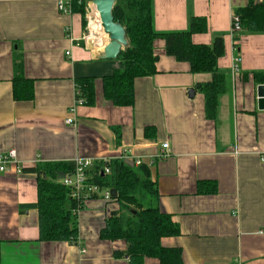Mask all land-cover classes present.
Segmentation results:
<instances>
[{
  "label": "crops",
  "instance_id": "obj_1",
  "mask_svg": "<svg viewBox=\"0 0 264 264\" xmlns=\"http://www.w3.org/2000/svg\"><path fill=\"white\" fill-rule=\"evenodd\" d=\"M250 2L152 0L156 32L185 31L196 17L207 29L192 35L193 44L210 46L215 36L223 38L217 69L226 87L211 121L195 90L211 76L193 74L188 63L167 56L162 40L154 42L156 74L134 81L131 107H116L104 99L100 79L119 63L83 47L79 13L59 14L58 0H0V154L15 151L23 169L0 174V264H127L118 256L126 249L123 241L99 239L118 209L114 201L85 203L77 215L76 245L38 242V213L27 208L37 201V178L26 169L122 156L127 167L139 158L147 168L159 208L178 230L161 245L179 248L183 264H264V104L252 77L264 72V34L243 33L235 42L231 33L232 15ZM17 55L24 77L34 82L29 102L12 97ZM86 77L94 78V105L70 113L74 80ZM68 118L73 124L65 123ZM113 128L120 130L117 142ZM164 143L168 157L156 161ZM200 181L214 182L216 192L199 195Z\"/></svg>",
  "mask_w": 264,
  "mask_h": 264
},
{
  "label": "trees",
  "instance_id": "obj_2",
  "mask_svg": "<svg viewBox=\"0 0 264 264\" xmlns=\"http://www.w3.org/2000/svg\"><path fill=\"white\" fill-rule=\"evenodd\" d=\"M92 0H75L71 12L82 16L85 28V8ZM112 16L125 31L127 45L116 61L119 68L110 75L102 77V93L106 101L116 107H131L134 103V81L156 74L155 40L164 42L165 54L178 62L188 63L193 74H209L211 81L195 86L204 98V113L207 120L216 118L217 99L225 91L226 79L217 69V60L224 53L222 36H215L210 46L196 45L191 41L194 34L206 32V22L202 18L191 17L188 28L180 32L159 33L153 27L152 0H113ZM242 31L233 40L238 41L241 34H264V2L252 1L243 9L237 10ZM12 78V97L14 101H32L34 82L23 75L21 57L14 59ZM256 85H264V72L252 74ZM75 98L82 101L81 106L94 105V78L74 80ZM116 142L120 140V130L112 129ZM147 137V136H146ZM109 171L108 174L104 170ZM70 163H37L26 169L37 178V201L27 208L38 213V242L78 243V219L76 211L84 206L77 205L71 197L69 188L61 185L58 176L71 173ZM25 171V170H24ZM88 183L101 190H114L113 201L118 209L110 213L104 227L99 232L102 241H123L126 244L124 256L127 264H144L145 259H154L158 264H183L179 248H166L161 239L178 235L176 226L169 216L159 208L157 186L149 178L144 166L127 167L118 159L108 162L96 161L86 172ZM197 193L210 195L216 192L214 182H198Z\"/></svg>",
  "mask_w": 264,
  "mask_h": 264
},
{
  "label": "built area",
  "instance_id": "obj_3",
  "mask_svg": "<svg viewBox=\"0 0 264 264\" xmlns=\"http://www.w3.org/2000/svg\"><path fill=\"white\" fill-rule=\"evenodd\" d=\"M75 0H58L57 3V10L58 13L61 15H69L71 14V3ZM80 1V0H77ZM209 1V0H204ZM254 4H261L264 2V0H251ZM91 15V8L90 4H87V7L85 8V30L84 35L82 38L83 47L86 50H95V51H102L104 46V40L101 39V37H93L90 33V25H91V19L89 16ZM99 19V18H98ZM95 21V20H94ZM99 24V28L102 30V26ZM231 33L232 36H237L241 31L242 28L240 27V19L236 14L232 15V21H231ZM103 33V32H102ZM66 55H69L67 52ZM233 72L238 71V60L236 59L234 61L233 65ZM79 93L76 90L75 96H78ZM82 105V101L75 98L74 105L70 109V113L74 112V109L78 106ZM65 123L68 125L73 124V120L68 118L65 120ZM128 152H126V155ZM157 160H163L168 157V144L164 143L161 146V152L156 156ZM118 160L122 161L123 156L120 158H117ZM109 160L103 161L108 162ZM95 161L90 159H75L72 162L73 170L71 173L66 174L62 177V179H59V182L61 185L65 186L66 188H69L71 191V197L74 201H76L77 205L84 206L85 203L91 199H100L103 202H112L113 198L111 196L110 190H101L98 187L89 184L86 177V172L88 169H90L93 166V163ZM132 167L138 168L139 166H142L143 161L141 159H133L132 158ZM13 173L15 175H20L23 173L22 167L19 165L18 160L16 158L15 151H10L6 154H0V174H8ZM105 174H108L109 171L107 169L104 170ZM80 211L77 210L76 213L78 214ZM81 253H84V250H81Z\"/></svg>",
  "mask_w": 264,
  "mask_h": 264
},
{
  "label": "water",
  "instance_id": "obj_4",
  "mask_svg": "<svg viewBox=\"0 0 264 264\" xmlns=\"http://www.w3.org/2000/svg\"><path fill=\"white\" fill-rule=\"evenodd\" d=\"M89 4L95 7L103 32L108 37V43L100 52L99 58L104 60H116L120 52L127 45V41L123 27L118 22H115L112 16L114 1L92 0ZM188 94L192 97L194 92L190 90ZM257 95L259 97V103L264 104V85L257 87ZM62 177L63 175L60 174L58 179H62ZM110 193L112 198L116 197V192L114 190H111Z\"/></svg>",
  "mask_w": 264,
  "mask_h": 264
},
{
  "label": "bare ground",
  "instance_id": "obj_5",
  "mask_svg": "<svg viewBox=\"0 0 264 264\" xmlns=\"http://www.w3.org/2000/svg\"><path fill=\"white\" fill-rule=\"evenodd\" d=\"M91 6L95 9V7L93 5H91ZM89 18L91 19L90 20L91 21V25H90V33H91V35L93 37H96V38L97 37L98 38L101 37L102 32H103V28L101 27L102 30L99 28L100 26H99L98 23L100 22V20L98 19L99 16H98L97 12L91 9V15L89 16ZM104 44H105V41H104Z\"/></svg>",
  "mask_w": 264,
  "mask_h": 264
},
{
  "label": "rangeland",
  "instance_id": "obj_6",
  "mask_svg": "<svg viewBox=\"0 0 264 264\" xmlns=\"http://www.w3.org/2000/svg\"><path fill=\"white\" fill-rule=\"evenodd\" d=\"M92 6L90 5V8H91ZM92 10H94V11H96L93 7L91 8ZM101 39H103V40H108V37L104 34V32L102 33V35H101Z\"/></svg>",
  "mask_w": 264,
  "mask_h": 264
}]
</instances>
